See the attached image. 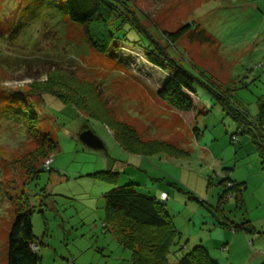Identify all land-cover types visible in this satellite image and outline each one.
I'll return each mask as SVG.
<instances>
[{"label":"rangeland","instance_id":"obj_1","mask_svg":"<svg viewBox=\"0 0 264 264\" xmlns=\"http://www.w3.org/2000/svg\"><path fill=\"white\" fill-rule=\"evenodd\" d=\"M130 2L141 16L138 28L179 65L256 112L264 93V0ZM57 3L0 0V264H8L9 231L27 207L41 264H134L105 198L130 182L158 199L162 190L171 194L165 208L179 232L171 263L196 244L228 240L238 242L233 260L254 264L243 244L250 242L264 261V159L256 142L239 133V123L197 79L199 104L185 123L158 96L170 72L150 64L148 39L136 44L131 32L120 47L101 52L85 41L81 25L58 20ZM186 24L169 42L166 36ZM86 129L104 148L80 139ZM227 176L246 184L244 205L230 189L224 193ZM223 215L235 224L249 220L255 231L224 227L217 218Z\"/></svg>","mask_w":264,"mask_h":264},{"label":"trees","instance_id":"obj_2","mask_svg":"<svg viewBox=\"0 0 264 264\" xmlns=\"http://www.w3.org/2000/svg\"><path fill=\"white\" fill-rule=\"evenodd\" d=\"M57 1L59 3L55 8L61 10L58 20L63 23L67 18L70 22L81 25L85 34V41L101 52H107L111 46L114 49L120 47L122 42L128 41L127 35L131 32H135L134 41L136 44L148 39L146 43L143 42V45L150 51V54L147 55L150 64L170 72V77L158 91V96L178 111L193 109V97H195L193 85L197 78L184 69L182 65H179L175 58L170 57L146 27L143 29L147 33L138 28L141 16L130 0ZM50 14L55 18V11ZM188 28H190V24L184 25V29L176 33L165 36L169 42L170 40L174 41ZM142 33H145L148 38L145 36L143 38ZM140 34L141 36H139ZM162 56L166 57V61ZM197 81L209 90L223 109L227 111L226 113L239 123V133L251 137L256 142L260 156L264 159V93L259 97V111L257 115L252 117L236 104L227 92L217 93L207 82L205 84L201 79H197ZM113 122L117 124L119 129L118 125L121 124L114 120ZM120 130L122 129L120 128ZM234 135L236 138L238 137L236 133ZM120 138H122L121 134ZM122 139L130 144L127 137ZM48 142L50 146L56 148L54 141ZM146 143L148 142H143V144ZM160 144L175 148L173 144L167 142L162 143L160 141ZM34 169L31 173L34 172ZM228 176L230 185L224 193L230 189L229 193H234L236 201L244 205L242 191L246 188L245 183H236ZM105 198L108 220L115 229L119 243L133 251L134 264H216L203 245H195L191 251L181 255L175 263L170 262L168 257L171 253V246L179 232L165 208L166 203L162 202L160 198L138 192L133 182L111 188L106 193ZM225 198L226 194L220 197L216 208L217 212H221ZM32 211L33 209L29 207L23 209L16 215L12 223L8 235V264H41L40 257L36 249L33 248V245L37 246L38 238L33 231ZM217 218L218 223L224 227H230L234 224L235 231L237 229L255 231L249 220L245 219L241 224H235L225 215Z\"/></svg>","mask_w":264,"mask_h":264},{"label":"crops","instance_id":"obj_3","mask_svg":"<svg viewBox=\"0 0 264 264\" xmlns=\"http://www.w3.org/2000/svg\"><path fill=\"white\" fill-rule=\"evenodd\" d=\"M193 100H194V107H193V109H191L189 111H178V110L175 109L177 111L175 113L177 115H179L181 118L183 116L184 117V120H185L184 122L187 123V124H189V122L186 121L185 117L187 118L188 116H190V112H193L194 109L199 104L197 102V99L196 98L193 97ZM244 110H246V112L249 115H251L252 117L255 116V115H257V113L259 111L258 108H257L256 112H253V113L252 112H249L247 109H244ZM175 118L177 119V117H175ZM187 119L189 121V118H187ZM245 186H246V184H245ZM149 189H150V187H149ZM162 192H166L168 194V198H170V196H171L170 193H168L167 191H164V190H162L161 193ZM161 193H160V195H161ZM149 194H150V192H149ZM179 209H180V207H179ZM229 241L230 240L225 241L222 245L221 244H214V242H211V245H207V246L206 245H203L202 243H199V244H196V245H203L208 250V254H209L210 258L212 259V261H214L216 264H244L242 261L233 260V257H231V252L233 251V249H236L237 248L238 242H229ZM243 244H244V246H245V248H246V250L248 252V255H249L248 259L249 260H251V261L253 260L254 264H262V262L264 264V261H262V257H261L260 251L253 249L252 246H251V250H252L251 251L249 249V246L251 245L250 242L248 244L249 246L247 245V242H243Z\"/></svg>","mask_w":264,"mask_h":264},{"label":"water","instance_id":"obj_4","mask_svg":"<svg viewBox=\"0 0 264 264\" xmlns=\"http://www.w3.org/2000/svg\"><path fill=\"white\" fill-rule=\"evenodd\" d=\"M80 139L89 147L104 148L103 141L90 129L82 131Z\"/></svg>","mask_w":264,"mask_h":264},{"label":"built area","instance_id":"obj_5","mask_svg":"<svg viewBox=\"0 0 264 264\" xmlns=\"http://www.w3.org/2000/svg\"><path fill=\"white\" fill-rule=\"evenodd\" d=\"M50 163H51V159H48V160L45 161L44 166L46 168L50 169V167H49L51 165ZM167 198H168V194L166 192H162L161 195H160L161 201L166 203V199ZM33 248L36 249V246L33 245Z\"/></svg>","mask_w":264,"mask_h":264},{"label":"clouds","instance_id":"obj_6","mask_svg":"<svg viewBox=\"0 0 264 264\" xmlns=\"http://www.w3.org/2000/svg\"><path fill=\"white\" fill-rule=\"evenodd\" d=\"M36 246V245H35Z\"/></svg>","mask_w":264,"mask_h":264}]
</instances>
